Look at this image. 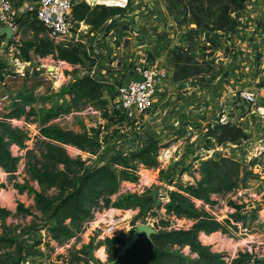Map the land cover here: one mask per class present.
Segmentation results:
<instances>
[{
	"label": "rangeland",
	"instance_id": "obj_1",
	"mask_svg": "<svg viewBox=\"0 0 264 264\" xmlns=\"http://www.w3.org/2000/svg\"><path fill=\"white\" fill-rule=\"evenodd\" d=\"M108 1L116 2L117 0ZM100 2L107 3L106 0L91 1V6H96ZM119 3L125 4V2ZM132 4L133 7L130 8L131 10L134 9L132 18L119 19L115 23H111L112 28L103 31L108 39H103L104 41L98 43L99 33H95V36H89L85 40V44L93 47V49L96 48V51L99 52L100 55L95 54V58L97 59L96 56H99V59L103 58V61L97 64L102 70L99 73L101 79L117 80L120 78L119 74H128L130 70L127 71L126 66L135 62V60L139 62L143 56L149 55V50H155V53L159 56L154 60L155 63L174 69V56L179 49L184 48L201 64L203 72L201 75L192 76L181 83H175L172 80V74L170 77H166L165 95L158 103L156 110L151 111L143 121L138 122L139 124H117L114 119L111 121L110 117L106 118L104 116V110L101 111L91 105L77 107L69 115L61 116L54 121L65 130L75 132H81L84 129L89 132L93 130L100 131L102 140L114 135L115 130H119L118 134L114 135L115 138L103 144L97 156L67 146V150L72 157H81L92 168L108 164L118 152H131L132 149L135 150V146L136 150H139L145 144V136L160 141L159 144L162 149L159 157V168L147 169L141 166L138 172L139 181L137 183L124 182L121 186L122 193L148 194L155 201L154 209L139 218L137 217L140 210H132V218L129 217L130 213H127L128 218L125 220H122L121 217L109 216L110 209L96 211L94 219L86 223L82 231L76 237L64 243L63 246L55 242L52 243L53 246L51 247L50 242L52 241L48 240L47 249L52 253L48 264H79L76 263L78 259L77 252L82 249L83 245L91 242L94 243L92 256L98 259L96 256L97 249L100 245H104L107 237L118 236L129 240L133 229L140 223L153 226L158 231L162 229L161 222H170L169 229L191 228L192 222L168 216L165 205L169 202L170 191L177 190V187L181 185H194L201 179L202 161L212 158L220 159L230 155V152L222 151V148L226 147L216 146L215 141L208 142L207 130L220 125L217 123L218 118L224 113L228 115L227 122L239 126L249 136L260 133V130L264 127V95L259 94L262 88L264 89V79L261 81L260 78V76L264 77L262 67L264 64V20L257 21L254 26L255 29L246 30L247 33L249 32V38L243 44L242 40L239 41V38L245 36L244 33H241V29L233 35L217 31L214 21L211 19L207 20L210 26L208 30H202L194 38H190L193 34L192 31L196 29V25L192 23V18L184 1L133 0ZM144 8L148 10L154 8L155 14L159 13L156 19L153 14L138 15L136 13L138 10L142 13ZM34 36L33 32L23 30L21 44L24 41L32 40ZM4 43L8 44L4 41L1 49L4 48ZM97 44H99V47ZM96 45L97 47H95ZM242 47H244L245 53L250 54V52H246L249 48L255 54L254 59L258 65L253 73L256 77L255 91L251 92L247 89L236 88L234 83L232 84L234 86L232 92L236 95L241 94L242 91L254 93L258 98V102L249 104L239 99V97H234L230 91V94L223 95V107L220 110L214 109L218 99L216 96L220 88L228 92L227 87L231 83L228 80L232 75L239 73L240 66L244 63L242 61V50L240 49ZM11 49L8 48L4 53L7 59L0 62L4 66L0 73L7 83L5 87L0 86V96L8 93L10 106L20 94L24 93L32 95L34 98H50L46 102L36 101L33 105L36 110L41 107L51 108L56 93H59L64 86H67L77 76H85L86 72L96 66V63L92 66V63L88 61H85L82 66H71L68 63L54 60L52 56L41 58L34 54L32 60L27 62L20 58L19 48ZM149 57H151V54ZM7 60H10V64L19 61L21 65L16 63V65L11 66L15 70L14 73H11ZM25 62L29 65H25ZM52 68L55 69L52 70ZM104 82L105 86H108L105 89L104 96L108 102L107 107L109 110L111 100L115 96L106 81ZM10 106L7 114L12 112ZM29 108H27V111L30 110ZM11 120L13 121L10 124L13 127L21 128L29 134L25 149L17 146L12 147L13 155L21 157L18 172L11 176L0 169V198H2L4 204L0 203V206L7 209L11 208V211L16 213L20 202L28 208L35 209L34 198L27 192L20 193L15 185L18 183L24 184L28 178L26 174L27 152L34 151L38 154V144L41 138L40 127L34 121V116L28 119L22 117L19 120ZM248 169L252 174L257 173L258 177L252 179L249 175L246 186L230 194L213 195L214 205H206L201 201H196L199 208L204 209L218 221H231L230 225L226 224L227 233L220 232L217 235L212 234L210 236L202 234L200 237L204 245L211 246L214 252L223 254L227 262H231L236 258L239 252L249 253L250 250L254 257H264V225L261 224L260 217L258 218L260 216L259 212L264 209V191L261 190L262 188L260 189L263 175L256 169H251L250 166H248ZM32 185L40 190L36 182H32ZM155 191H158L157 198L154 197ZM3 197H7L6 200L9 203H6ZM232 203L243 207L242 210L237 213L236 209L232 207ZM240 216L241 221L238 224L236 218L240 219ZM7 222H23V224L29 222L22 225V227L29 229L30 232H35L37 235L34 237L36 238L40 235L41 229H44L40 226L45 224V221L41 222L37 218H22L19 216L10 217ZM93 222H97L96 225L100 227L94 229L96 225L92 227ZM134 223L135 226H133ZM110 226H113L114 230L108 236L107 229ZM243 228L249 229V233L255 237H245L242 231ZM45 230L47 231V237H51L47 227H45ZM17 233V231L11 232L13 235H18ZM250 241L255 242V245H248ZM184 252L191 255L188 248ZM86 257L90 259V256ZM102 257L106 258V253ZM101 262L103 264L107 263L108 256L105 261Z\"/></svg>",
	"mask_w": 264,
	"mask_h": 264
},
{
	"label": "trees",
	"instance_id": "obj_2",
	"mask_svg": "<svg viewBox=\"0 0 264 264\" xmlns=\"http://www.w3.org/2000/svg\"><path fill=\"white\" fill-rule=\"evenodd\" d=\"M73 4L72 20L76 27L84 23L92 27V31L104 34L112 28L111 23L119 19L126 20L128 14L133 13V0H120L118 4L100 3L91 6L86 0H71ZM192 18L196 29L190 38H194L202 30L210 28L207 20L214 21L215 29L228 34L239 31L242 19L246 13L250 0H181ZM125 2V4L119 3ZM129 21V20H128ZM21 29L34 33V38L18 45L20 58L30 62L34 55L41 58L52 56L54 60L62 61L71 66H82L85 61L97 64L102 59L96 48L84 43L66 45L55 43L48 35L46 29L37 18L21 20ZM105 37H108L104 34ZM5 39H0V51ZM154 49V48H152ZM92 51V52H91ZM152 61L159 57L155 50H149ZM153 58V59H152ZM174 69H170L172 80L175 83L186 81L192 76H199L203 72L201 64L186 49L181 48L175 54ZM94 64V65H93ZM4 66L0 64V71ZM94 69V68H92ZM90 69V71H92ZM89 71V72H90ZM89 72L84 76H77L59 93H56L51 108L33 107L38 100L46 102L47 97L34 98L32 95L20 94L10 106L12 112L6 114L8 119H21L35 117V122L40 127V142L38 154L34 151L27 152L26 174L24 184H16L20 193L27 192L34 198L35 209L28 208L23 203H18L16 213L0 206V222H7L10 217H33L41 222L45 221L43 228H48L52 240L62 245L76 237L86 223L94 219L95 212L102 209L136 210L145 215L155 207V201L148 194L138 195L122 193L121 186L124 182L137 183L139 169L159 168L160 141L153 138H144L145 144L131 152H118L108 164L92 168L81 157H72L67 146L74 147L92 156H97L105 142L115 138L114 135L101 139V132H92L84 129L81 132L65 130L54 121L61 116L69 115L80 106L91 105L99 110H104V116L113 118L108 113V102L104 96L105 84L97 78L91 77ZM99 75V74H98ZM100 76V75H99ZM0 80L3 81L0 73ZM56 98V99H55ZM30 107V108H29ZM27 108L30 110L27 111ZM121 120L119 121L120 124ZM118 124V121H115ZM132 124V123H131ZM208 142L215 141L216 146L229 147L244 144L250 136L239 126L228 123L216 125L207 130ZM29 134L8 122L0 124V169L14 176L18 172L21 157L12 153V147L26 148ZM147 143V144H146ZM149 143V144H148ZM163 174V172H162ZM251 171L248 166L231 157L209 159L202 161L201 179L196 184L178 186L177 190L169 192V202L165 205L166 214L178 220H188L193 223L189 229H169L170 222H161V230L150 241L145 235L141 236L137 244L122 257L117 264H264L261 257H253L248 252H239L237 257L227 262L225 256L216 253L211 246L204 245L200 239L202 233L207 236L217 232L227 233L226 224L230 220L218 221L204 209L197 206L196 201L206 205H214L213 195H226L233 193L247 185ZM32 182H36L40 190ZM232 207L239 213L243 207L232 203ZM235 217V216H234ZM136 218V219H137ZM240 219L236 218L239 223ZM136 224L134 223L133 226ZM133 234V231H132ZM15 240L0 235V251L4 244L16 245V254H22L25 247L16 244ZM126 239L122 237H107L104 241L109 264L125 245ZM34 246H38L35 244ZM94 243L83 245L77 253L76 263L103 264L92 256ZM190 249L187 255L185 249ZM27 255H32L31 250ZM86 256H90L88 259ZM17 260V261H16ZM26 257H14L13 253L7 254L9 264L20 263ZM1 264V262H0Z\"/></svg>",
	"mask_w": 264,
	"mask_h": 264
},
{
	"label": "built area",
	"instance_id": "obj_3",
	"mask_svg": "<svg viewBox=\"0 0 264 264\" xmlns=\"http://www.w3.org/2000/svg\"><path fill=\"white\" fill-rule=\"evenodd\" d=\"M86 1L91 5L89 0ZM72 11L73 4L71 0H0V27H10L14 32L12 42L3 44L4 48L0 51V62L7 59L4 53L8 48H18V45L21 44V20H27L28 18H37L46 29L48 37L57 44H85V40L89 36H95V32L92 31V27L85 26L86 24L84 23H80L79 27H76L72 20ZM127 16L132 18L133 13ZM98 36V43L104 41L103 39H108L104 34H98ZM97 45L99 47V44ZM7 61L11 73L15 72L11 66L16 65V63L21 65L19 61L12 64H10V60ZM25 65L29 64L25 62ZM101 67L103 68L102 65ZM126 67L127 71L129 69L130 72L128 74H119L120 78L117 80L110 78L109 80L101 79L98 75L102 72L99 65L95 66L89 72V75L103 83L106 81L114 92L115 97L112 98L111 106H109L108 110L111 118L118 121V124L121 120L120 124L130 125L131 123L137 124L139 121H143L151 111L156 110L158 103L165 95V81L166 77H170L171 71L168 67L160 66V64L152 61L149 55L143 56L139 62L135 60V62L128 64ZM0 86H7L6 81L0 80ZM237 97L249 104L258 102L257 96L248 91H242ZM10 103L8 93L0 96V124L2 122L12 123L13 121L5 117ZM227 116L225 113L221 115L217 123L220 125L229 123L227 122ZM262 144L261 142L258 145L248 139L240 146L232 145L222 148V151L230 152L228 157L247 164L251 169L264 171V147L261 146ZM113 230L114 227L110 226L107 229V235H111L110 233ZM242 231L245 237H249V229L243 228ZM248 245H255V242L250 241ZM249 253L253 256L251 250Z\"/></svg>",
	"mask_w": 264,
	"mask_h": 264
},
{
	"label": "crops",
	"instance_id": "obj_4",
	"mask_svg": "<svg viewBox=\"0 0 264 264\" xmlns=\"http://www.w3.org/2000/svg\"><path fill=\"white\" fill-rule=\"evenodd\" d=\"M89 1L90 2L91 1H97L98 2V0H89ZM107 1L108 0H106V2ZM118 1H120V0H117L116 2L108 1L107 3H117ZM100 3H102V2H100ZM153 9L149 8V10H148V9L144 8V11H142V13L139 10L136 11V13L138 15L139 14H143V15L144 14H153V16L156 19V17L158 16L159 13L155 14V10H153ZM262 20H264V0H253V1L250 0V3L248 4L244 18L242 19V24H241V28H240L241 33H244V35H245L242 38H239V41L242 40V44L244 43L245 40H247L249 38V35H248L249 32L247 33L246 30L250 31L252 29H255L256 27H254V26L257 23V21H262ZM243 48L244 47H242L240 49L242 50V54H243V60L242 61L244 63H243V65L240 66L239 73L232 75L231 78L228 80V82H231L229 84L230 86L227 87L228 92H225V90H221V88H220L219 93L216 96L218 99H217L216 106L214 107V109L220 110L221 107H223V103H224V102H222L223 95L226 96L227 93L230 94V91L232 92L234 90V86L232 85L234 83L236 84V88L239 87L240 89H247L251 92L255 91L254 83L256 81V77L253 75V73L255 72V70L258 66L257 62L254 59L255 54H254V52L250 51L249 48L247 49L248 51H246V52H250V54L245 53V49H243ZM262 67L264 69V64L262 65ZM233 71L235 72V70H233ZM244 73H246V74H244ZM260 78H261V81H263L264 77L260 76ZM263 91H264V89L262 88V90H261V92H259V94L262 93V95H264ZM255 93H257V92H255ZM233 96L237 97V95L235 93H233ZM249 139L253 143H257L258 145L262 142L263 144L261 146L264 147V130H263V128L260 130V133L253 134V136H250ZM14 147H16V146H14ZM256 171L260 172L263 175V180H262L263 182H262V186H260V189L262 188L261 190L264 191V171L258 170V169H256ZM256 174L257 173H255V174L251 173L250 177H252V179L253 178L255 179V177H258V175H256ZM6 198H4L6 203H9V201H7ZM0 203L3 204L2 198H0ZM9 209L11 210V208H9ZM110 213H113V214H110ZM121 213H126V214L130 213L129 214L130 218H132V216H133L132 210H118V209H110L108 215L111 217L117 218V217H120ZM259 213H260V216H258V218L260 217V219L262 220L261 224L264 225V209H262ZM117 215H119V216H117ZM27 223H29V222H27ZM106 223H108V222H106ZM26 224H23V222H0V235L7 236V238H11L12 240H15V242H17L16 244H21V247H25L22 254L19 255V254H16V245L11 247L10 244H4L1 251H0V262H1V264H9V262L6 261L8 253H13V256L16 258L19 256H22L24 258L26 257V260L21 261L20 263L16 262L15 264H48V261L50 260V257L52 254L47 249L48 240L52 241V242H50L51 247L53 246L52 243H55L56 241L52 240L51 237H47V231L45 229H41V231H40L41 233H40V235H38L37 238L34 237L35 235H37L35 232H33V231L30 232L29 229L22 227V225H26ZM96 224H97V222H93L92 227ZM238 224H240V223H238ZM40 227L43 228V226H40ZM99 227L100 226L96 225L94 229H97ZM16 231L18 232L17 234L19 236L11 234V232H16ZM219 233L220 232L214 233V235H217ZM202 234H204V233H202ZM201 235H200V237H201ZM17 236H18V238H17ZM249 237H255V236L253 234H249ZM35 244H38V246H34ZM102 246H104V245H100V247H98V248H101ZM104 248H105L106 258H103L101 255L98 254V249H97V253H96L97 258L100 259L101 261H105L107 259V256H108L107 252H106V247L104 246ZM29 250H31L32 255H27V251H29Z\"/></svg>",
	"mask_w": 264,
	"mask_h": 264
},
{
	"label": "water",
	"instance_id": "obj_5",
	"mask_svg": "<svg viewBox=\"0 0 264 264\" xmlns=\"http://www.w3.org/2000/svg\"><path fill=\"white\" fill-rule=\"evenodd\" d=\"M14 37V32L10 27H0V39H5L7 43L12 42ZM54 70V68H52ZM154 197H158V191L154 192ZM159 201L158 199H156ZM160 202V201H159ZM159 231L155 229V227L146 225V224H137L136 227L133 229V234L129 240H126L125 245L122 247L120 252L116 255L114 261L110 262L109 264H117L122 257H125L138 242L139 238L145 235L150 241L153 240V236L156 235ZM264 260V257H261Z\"/></svg>",
	"mask_w": 264,
	"mask_h": 264
},
{
	"label": "bare ground",
	"instance_id": "obj_6",
	"mask_svg": "<svg viewBox=\"0 0 264 264\" xmlns=\"http://www.w3.org/2000/svg\"><path fill=\"white\" fill-rule=\"evenodd\" d=\"M55 69V68H54ZM166 202V201H165ZM116 214V213H115ZM119 216V215H118ZM120 217L122 218V220H125V219H127L128 218V214H126V213H121L120 214ZM98 253L100 254V255H102V256H104L105 255V248H104V246H102L101 248H98Z\"/></svg>",
	"mask_w": 264,
	"mask_h": 264
}]
</instances>
